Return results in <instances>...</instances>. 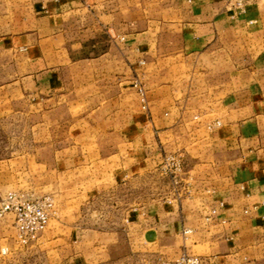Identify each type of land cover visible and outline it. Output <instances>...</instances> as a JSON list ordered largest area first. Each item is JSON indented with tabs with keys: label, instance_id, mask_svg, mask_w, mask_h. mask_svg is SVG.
I'll use <instances>...</instances> for the list:
<instances>
[{
	"label": "crops",
	"instance_id": "obj_1",
	"mask_svg": "<svg viewBox=\"0 0 264 264\" xmlns=\"http://www.w3.org/2000/svg\"><path fill=\"white\" fill-rule=\"evenodd\" d=\"M4 130L0 196L58 218L30 251L7 218L0 264H264V0H0Z\"/></svg>",
	"mask_w": 264,
	"mask_h": 264
},
{
	"label": "rangeland",
	"instance_id": "obj_2",
	"mask_svg": "<svg viewBox=\"0 0 264 264\" xmlns=\"http://www.w3.org/2000/svg\"><path fill=\"white\" fill-rule=\"evenodd\" d=\"M132 86L136 90V92L138 93V95L140 97V102L142 104V109L145 110L146 109V104H145L146 101H145V93H144L143 89L140 88V86H139V84L137 82H135ZM0 134L4 136L5 134H8V132L4 130V131H0ZM167 158L168 159L173 158V161L170 160L168 163H166L165 159H167ZM176 160L179 161V163H180V169L178 171H176V169H175ZM183 166H184V163H183V157H182L181 154L164 156L163 163L161 164V166H159L157 168V173H156L157 174V179L153 180L151 182L152 184L150 185V188L152 189V191H153L154 188H157L156 190H154L157 193L149 195L148 198L164 199V198H166L168 196L167 195L168 192L165 189V187L169 186L170 191H172L175 187H181L180 180L182 178L181 176H182L183 171H184L183 170ZM168 171H170V172H168ZM10 196L16 197V198H22V199H30V200H43L45 198L49 199V201L51 203V208H49V210H48V213H49L48 223H49V221L51 219L58 218L57 217L58 211H57L56 205H55L56 204V197L52 193L45 194L43 196L38 197V196L30 195V194L14 193V191H9L5 195L0 196V206ZM7 218H11L12 219V222H13L12 223V227L14 228V231H13L14 233L13 234L16 236V239H17L16 240L17 248L18 249H23L24 251H27V250L30 251V244L33 241H35L36 239H38L45 232V230L47 228V226H46V228H45V230L43 232L39 233L33 239L29 238L26 244H22L18 240V234H17V230H16L15 225H14L13 214H11V213L4 214L3 218L0 220V231H1L2 224L7 220ZM3 250L5 252V251H7V248H4ZM183 253H186V252H183ZM183 253H181V254H183ZM177 258H175L174 260H176ZM161 262H172V261H166V260H162V259H149V258H142L141 260H139V264H158V263H161ZM10 264H30V255H28L27 258L13 259V260H11Z\"/></svg>",
	"mask_w": 264,
	"mask_h": 264
},
{
	"label": "built area",
	"instance_id": "obj_3",
	"mask_svg": "<svg viewBox=\"0 0 264 264\" xmlns=\"http://www.w3.org/2000/svg\"><path fill=\"white\" fill-rule=\"evenodd\" d=\"M165 160L168 163L170 160L173 161V158ZM175 169L176 171L180 169V163L177 160ZM49 208H51V203L46 198L43 200H30L10 196L0 206V220L6 213L13 214L18 240L20 243L26 244L29 238L33 239L45 230L49 220ZM158 264H204V262L197 256L183 253L172 262Z\"/></svg>",
	"mask_w": 264,
	"mask_h": 264
}]
</instances>
